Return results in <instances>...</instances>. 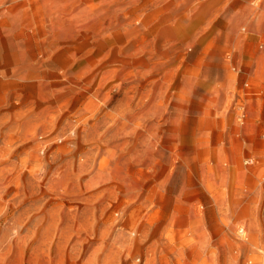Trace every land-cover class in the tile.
Masks as SVG:
<instances>
[{
    "label": "rangeland",
    "instance_id": "rangeland-1",
    "mask_svg": "<svg viewBox=\"0 0 264 264\" xmlns=\"http://www.w3.org/2000/svg\"><path fill=\"white\" fill-rule=\"evenodd\" d=\"M0 264H264V0H0Z\"/></svg>",
    "mask_w": 264,
    "mask_h": 264
}]
</instances>
